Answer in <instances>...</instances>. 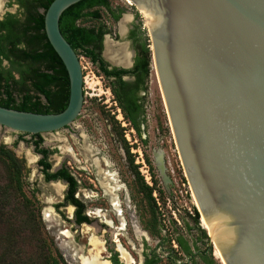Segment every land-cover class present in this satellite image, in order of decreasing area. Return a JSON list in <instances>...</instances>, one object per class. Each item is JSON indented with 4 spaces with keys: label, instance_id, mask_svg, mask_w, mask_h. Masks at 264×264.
<instances>
[{
    "label": "water",
    "instance_id": "water-1",
    "mask_svg": "<svg viewBox=\"0 0 264 264\" xmlns=\"http://www.w3.org/2000/svg\"><path fill=\"white\" fill-rule=\"evenodd\" d=\"M78 1L51 0L43 16L68 74L67 105L58 113L0 105V128L50 135L79 114L81 65L59 29L62 12ZM128 1L147 28L150 62L198 222L207 224L224 264H264V0ZM153 156L168 190L162 150Z\"/></svg>",
    "mask_w": 264,
    "mask_h": 264
},
{
    "label": "rangeland",
    "instance_id": "rangeland-1",
    "mask_svg": "<svg viewBox=\"0 0 264 264\" xmlns=\"http://www.w3.org/2000/svg\"><path fill=\"white\" fill-rule=\"evenodd\" d=\"M1 4L2 0H0V8ZM110 5L113 9L117 7L123 9L124 16L117 22L112 20L111 14L106 9L99 8L100 18L98 20L82 19L80 24L87 26L103 25L110 31L108 35L115 42L111 39L106 40L123 46L128 52V50H134V43L127 36L129 30L132 29L133 22H135L142 33V42H148V32L144 19L128 0H110ZM10 9L15 10L14 7ZM125 16L128 17V20H124L121 23L123 29L120 31V21ZM123 43H127V48ZM77 53L84 80L83 104L80 115L74 121L77 131L67 133L64 130L59 133L60 138H65L68 145L64 144V142H55L53 134L42 135V146L53 148L55 145H60L62 150H64V147L71 146L72 148H70L74 150L75 156L72 159L64 152L56 153L49 156L48 160L50 163L53 166L65 164L80 181L81 187L77 193L78 197L85 202L87 212L95 210L92 213L93 215L98 216L100 219L111 218L115 224V211L121 212V216L123 211V216L127 222L129 218L134 216L140 228L144 230L149 228V245L151 247L154 246L156 241L166 238L165 246L172 247L175 250L176 247H173V244H175L173 241L174 231L182 234L189 242H191V239L197 238L201 230H204L207 236V231L202 223L198 222V220L195 223L193 219L196 207L180 163L152 61L151 65L149 64L148 84L144 95L145 142L142 144L133 131H130L131 127L128 122L121 118V112L119 113L116 109L117 106L111 95L109 82L103 78L101 73L97 71L96 66L81 51H77ZM128 54L130 57L129 52ZM118 114L120 115L117 118ZM121 128H125V131H121ZM23 137V139H19V135L0 128V144L9 148L15 157L23 162L20 177L21 191L17 196L21 200H29L27 211L34 214L38 212L40 217L39 231L44 241L41 246L39 239L30 232L28 236L21 238V240H28L24 244L17 243L16 238L14 239L13 237L14 241L12 243L18 245L17 256L19 257V264H40L41 257L46 259H50V256L53 255L56 257L54 248L59 251L65 264H78L75 260L76 256L82 253L77 245H84L86 235L91 232L97 235L103 234L98 227L100 223L97 220L94 221L90 226V231L86 232L84 231L85 227H75L71 222L66 221V216L70 218L68 207H61L60 211L54 210L53 204L59 200L58 195H60V192L56 193L52 187L53 183L51 184L44 180L36 163L38 156L33 150V145L29 142L31 135H24ZM85 141L89 145V155L86 154L83 147ZM62 144L64 145L62 146ZM126 146L134 154V157H131L133 159L132 163L128 155L129 152L125 151ZM158 148L163 152L166 172L171 179L168 190L162 184L154 163L153 153ZM135 150H139L141 154L134 152ZM30 157H32L31 161H29ZM141 157L145 160L146 167L149 166V187L152 188L151 195L154 200L155 218L152 217L150 207L139 192V182L142 181L145 184L146 181L144 178L145 173L142 174L139 168L137 171H133L131 168L132 164L140 160ZM94 159L101 160V168L114 174L115 181L111 185L119 186L115 191L118 197H116L118 206L113 209L114 211L110 206L109 195L105 193V190L100 185L102 175H100ZM4 162V160H0V185H2L1 182L8 172L6 169L7 165ZM139 166L142 165L139 163ZM142 169L145 170L146 168L142 167ZM7 208L8 206L6 209H2L0 206V213L6 211ZM99 209L105 212L106 215L102 214ZM91 218L94 219L93 217ZM153 221L154 223L158 222V231L153 228ZM0 226L1 230H8V227H15L18 230L20 227L13 223L7 225L4 222ZM63 230L68 231L70 236L61 235L60 231ZM70 230L73 233L72 239ZM124 233L125 235H118L123 246L126 247L127 245L128 247L126 236L131 238L134 246H136L138 240L133 239L129 226H127ZM5 237L9 242L8 231ZM197 246H199L201 251L210 254L215 264H222L215 257L214 247L209 242V239L198 242ZM103 254L106 255L107 252L104 251ZM180 256L183 258L182 255ZM161 262V264L166 263L164 258Z\"/></svg>",
    "mask_w": 264,
    "mask_h": 264
},
{
    "label": "trees",
    "instance_id": "trees-1",
    "mask_svg": "<svg viewBox=\"0 0 264 264\" xmlns=\"http://www.w3.org/2000/svg\"><path fill=\"white\" fill-rule=\"evenodd\" d=\"M18 2L24 7V16L19 18L16 14L7 13L0 20V105L37 113H58L65 108L68 102L69 79L63 62L48 42L44 31L43 16L51 0H18ZM99 8L106 9L114 20L123 11L120 7L111 8L110 0H80L62 12L59 17V29L76 52L81 51L83 55L103 65L104 62L98 57L97 51L100 48L102 34L110 31L103 25L80 24L82 19L98 20L100 18ZM148 45L149 42H143L140 47L146 72L149 64ZM31 136L35 150L42 154L38 164L45 179L56 177L66 181L71 180L74 183L66 168L56 173L47 172L50 167V162L47 161L48 150L39 147L42 140L39 134ZM22 137L19 135V139ZM0 160L5 161L8 171L0 185V206L2 209L8 206L6 211L0 213V225L4 222L7 225L13 223L20 226L18 230L15 227L1 230L0 226V264H19L18 245L12 243L13 237L16 238L17 243L24 244L28 240H21V238L28 236L30 232L39 239L42 246L44 241L39 231L40 217L38 212L34 214L27 211L29 200H21L17 196L21 191L20 177L23 162L3 144H0ZM139 185L147 189L144 198L150 207L152 217L155 218L152 188L142 181ZM73 202L77 204V201ZM193 217L194 222L197 223L198 212L196 210ZM83 219L86 217L80 216L76 218V221L80 222ZM153 228L159 230L158 222L153 224ZM7 231L9 242L5 237ZM173 239L185 256L191 253L189 240L182 234L174 231ZM204 239L208 240V237L205 231L201 230L196 242H202ZM54 252L56 257L54 255L50 256V259L41 257L40 264H60L62 257L56 248ZM199 255L201 264H215L210 254L201 251Z\"/></svg>",
    "mask_w": 264,
    "mask_h": 264
},
{
    "label": "flooded vegetation",
    "instance_id": "flooded-vegetation-1",
    "mask_svg": "<svg viewBox=\"0 0 264 264\" xmlns=\"http://www.w3.org/2000/svg\"><path fill=\"white\" fill-rule=\"evenodd\" d=\"M11 7H14L15 10L10 9ZM7 13L16 14L17 17L22 18L24 16V7L18 2V0H2V4L0 8V20H2L7 15ZM123 16H124V13L121 12L120 16L117 19L114 20L112 17L111 18L114 22H117ZM132 25H133L132 29L129 30L127 37L134 43V50L133 51L128 50V52L130 53V57L128 54L126 64H116L113 61L106 58V56L104 55L106 39H111V37H109L108 35L110 34V32H106L102 34L101 41H100V48L97 51L98 57L101 59L102 62H104L103 65H101L96 60H92L90 57H87L85 55L84 56L87 57L90 60V62L96 66L97 71L100 72L103 78H105L109 82V87L112 92L111 95L113 96L116 106H117L116 109L119 111V113L121 112V115L118 114L117 118L120 115L121 118L125 119L128 122V125L131 127L130 131H133L134 135L140 140L142 144H144L145 142V138H144V135H145V97L144 95L147 90L148 76H149V70H150L149 64L151 65V62H150V55H149V64L147 67L148 70L146 72V67L143 64V61H144L143 54L141 53V50H140V47L143 43L141 40L142 33L140 31L139 26H137L135 22H133ZM148 42H149V39H148ZM123 44L126 45V48H127V43H123ZM117 46L119 50L126 51L123 46L121 45L120 46L117 45ZM138 62L140 65L138 64ZM83 81L84 80H83V74H82V83ZM82 92H83V84H82ZM85 93H87V91H85ZM80 112L70 124L64 127H61L57 130H54L52 132H49L53 134L55 142H62V143L64 142V144L68 145V143H66L65 138L64 139L60 138L59 133L64 130H66L67 133H71L72 131L76 132L77 126H75L74 121L78 118V116L80 115ZM121 131H125V128H121ZM18 133H20L19 135H22V136L28 134V133H23V132H18ZM44 133H47V132H44ZM36 134H39V136L42 139L39 144V147L48 150L47 161H49L48 158L50 155H53L56 153H62V152L66 153L72 159L74 158L75 152H73L74 150L71 149L72 148L71 146H70L71 148L68 146L64 147L65 151L61 149L60 145H55L53 148L44 147L42 146V143H43V138L41 135L42 133H36ZM23 138L24 137H22L21 139ZM31 140H32V136L29 142H31ZM64 144H62V146ZM83 147L85 148L86 154L89 155V145H87L86 141ZM33 148H34V145H33ZM33 150L38 156L36 163L41 171V167L39 166L38 161L42 157V154L36 151L35 148ZM125 151L127 153L129 152L128 155L130 156V160L132 163L133 159H131V157H134V154H132L133 152L129 151L128 146H126ZM134 152L136 153L139 152L141 154L139 150H135ZM95 160L96 159H94V162ZM99 161L101 164V160ZM139 163L142 166H139ZM142 167L143 168L145 167L146 169L143 170ZM63 168L68 169L69 174L72 176V179L74 180V183L71 180L66 181L62 178H56V177L46 180L42 171L41 173L46 182L51 183V184L58 183L61 186L60 195H58L59 200L53 204V208L56 211H60L61 207L63 208L68 207V210L70 212V218H67V216L66 217L64 216L67 222H71L75 227H80V226L85 227V228L87 227V229L84 228V231L86 232L90 231V226L92 225L94 221L97 220L100 223L98 227L103 234L97 235L91 232L89 235H86L84 245H77L78 248L81 250V253L84 256L90 257L92 254L90 253L91 249H90L88 238L90 236H93L102 243L101 253L97 256L92 255L91 257L93 258L94 264H161L162 263L161 261L163 258H164V261L166 262L165 264H201L200 255H199L201 250L199 246H197V243L199 242V241L196 242L197 238L191 239V242H189V244L191 245V253L188 256H185L184 252L181 250L180 246L174 239L173 241L175 242V244H173V247H176L175 250L172 247L165 246L166 238H162L161 240L156 241L154 246L151 247L149 245V228H146L145 230L140 228L139 224L134 219V216H132L133 218H129L127 222L125 217L123 216V211L121 210L120 207L119 208L122 211V216H121V212L119 215L120 217L117 216L119 212H116V211L114 212L116 224L111 218H108L107 216H106L107 219L111 221L110 224L105 222L107 219L101 220L98 216L93 215L92 213L95 210L92 212L91 211L87 212L85 202L82 201L78 197V193H77L79 188L81 187V183L76 178V176L71 172L70 168L66 166L65 164L53 166L50 163V167L48 168L47 172L56 173L58 170L63 169ZM131 168L133 169V171H137L139 168L140 171H142V174L145 173L144 175V178L146 179L145 184L149 186V174H148L149 166L146 167L145 160L141 157L140 160H137L136 162H134V164H132ZM135 180H136V175H135ZM110 182L112 181L110 180ZM115 187L117 190L119 186H115ZM115 191H114V197L116 198L117 195L115 194ZM146 191L147 189L144 188L143 185L139 186V192L143 195V197H145ZM73 201H77V204L74 203ZM80 205H81V208H79ZM117 205H118V201H117ZM113 209H115V206H113L112 210ZM99 210L102 212V214L104 213L106 215V213L103 212L101 209ZM80 216H84L86 217V219H83L82 221L77 222L76 218ZM91 217H93L94 219H92ZM121 218H122L123 226H120ZM127 226L130 227L133 239L138 240V243L136 245L137 248L136 246H134L131 238L126 236L127 244H128V247L126 245L127 247L126 248L125 246H123L122 242L120 241L118 237V235H125L124 232ZM69 232L71 233V239H72L73 233L71 230ZM117 243H119L127 251V253L130 256V262H126L120 257V251L118 249ZM104 251L107 252L106 255L103 254ZM180 255H182L183 258ZM75 260L78 263V260L77 259ZM60 264H65L64 260L62 261L60 260Z\"/></svg>",
    "mask_w": 264,
    "mask_h": 264
},
{
    "label": "bare ground",
    "instance_id": "bare-ground-1",
    "mask_svg": "<svg viewBox=\"0 0 264 264\" xmlns=\"http://www.w3.org/2000/svg\"><path fill=\"white\" fill-rule=\"evenodd\" d=\"M144 18H145V21L147 22L148 19H147L146 15H144ZM124 20H128V17L125 16L124 19L120 21V26H121L120 31H122V29H123V26L121 23L124 22ZM104 50H105L104 55L106 56V58L113 61L114 63H116V64H126L127 63L128 52L119 50L117 44H114V43L106 40ZM152 64H153V62H152ZM153 67H154V64H153ZM154 71H155V69H154ZM155 76H156V73H155ZM31 160H32V157L29 158V161H31ZM95 164L98 167V171L102 175V179L100 180V185L104 188L105 192L110 196L109 197L110 205L112 206V208H113V206H115V207L118 206L117 200L114 197V191L116 190V187L111 185L112 182L115 181L114 174H112L108 171H104V169L101 168V164H100V161L98 159L95 160ZM110 180L112 182H110ZM52 187L56 193L60 192V185L58 183H53ZM192 199H193L194 204H196L193 196H192ZM117 215L119 216L120 213H118ZM101 220H104V219H101ZM105 222H107L109 224L111 223L109 220H106ZM120 222H121L120 226H123L122 218H121ZM201 223L205 228H208L207 224L204 222V220L202 218H201ZM60 234L63 236H70L68 234V231H64V230L60 231ZM88 241H89L90 246L92 247L90 250V253L94 256H97L98 254H100V251L102 250V243L97 238H95L93 236H90L88 238ZM117 246H118V249L120 251V257L123 260H125L126 262H130V256L127 253V251L119 243H117ZM92 255L90 257L89 256L86 257L82 254H77L76 259L78 260L79 264H94L93 258H91ZM214 255L216 258H218L222 262V264H224L223 261L221 260L220 256H219V252L216 248H214Z\"/></svg>",
    "mask_w": 264,
    "mask_h": 264
},
{
    "label": "built area",
    "instance_id": "built-area-1",
    "mask_svg": "<svg viewBox=\"0 0 264 264\" xmlns=\"http://www.w3.org/2000/svg\"><path fill=\"white\" fill-rule=\"evenodd\" d=\"M149 178H150V176H149ZM148 182V181H147ZM149 185H150V182H149ZM154 195V194H153Z\"/></svg>",
    "mask_w": 264,
    "mask_h": 264
}]
</instances>
